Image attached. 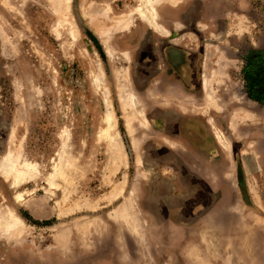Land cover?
I'll list each match as a JSON object with an SVG mask.
<instances>
[{
    "label": "rangeland",
    "instance_id": "obj_1",
    "mask_svg": "<svg viewBox=\"0 0 264 264\" xmlns=\"http://www.w3.org/2000/svg\"><path fill=\"white\" fill-rule=\"evenodd\" d=\"M8 154L0 264H264V0H0Z\"/></svg>",
    "mask_w": 264,
    "mask_h": 264
},
{
    "label": "bare ground",
    "instance_id": "obj_2",
    "mask_svg": "<svg viewBox=\"0 0 264 264\" xmlns=\"http://www.w3.org/2000/svg\"><path fill=\"white\" fill-rule=\"evenodd\" d=\"M161 1H170L171 3H176V1L178 0H161ZM59 6V5H57ZM146 6H148V8H150L148 10V8H136V12H137V15L138 17H141L142 20H145L150 26H152L153 28L155 29H159L158 28V25L156 24L155 22V18H156V14H155V11L153 9V6H152V3L149 2V5L148 3L146 4ZM145 6V7H146ZM152 7V8H151ZM125 26V25H124ZM104 123H105V128L102 129L101 131V137L107 142V146H108V152L112 151V152H116L114 149L117 148L115 147L116 144H114V141H113V138L111 136V131L114 129L115 127V123L111 117V114H110V111H108L104 117ZM117 143V142H116ZM117 146V145H116ZM115 147V148H114ZM118 150V148L116 149ZM118 153V152H117ZM110 155V154H109ZM112 156V154H111ZM11 157L12 155L11 154H8L6 155V158L0 163V169L4 172V173H10V171H13V168L12 165H11ZM119 159V158H118ZM117 159V160H118ZM114 160V159H113ZM112 161V160H111ZM114 162H116L114 160ZM119 162V161H118ZM111 164V163H110ZM112 165V164H111ZM119 165V164H118ZM117 165V167H118ZM112 170H113V167H111ZM116 169V168H115ZM25 173V169H20L19 171V175H23ZM16 198L18 200H21L22 199V196L20 194H18L16 196ZM10 216L12 217L11 220H12V223L9 224V223H5V222H2L0 221V226L7 230V231H14L17 227H19V225H21V222L12 216V213H10ZM118 216L120 217V219L124 220L125 222H128L129 219L131 220L132 219V216L131 214L129 213V211L127 210H122V212L120 214H118Z\"/></svg>",
    "mask_w": 264,
    "mask_h": 264
},
{
    "label": "trees",
    "instance_id": "obj_3",
    "mask_svg": "<svg viewBox=\"0 0 264 264\" xmlns=\"http://www.w3.org/2000/svg\"><path fill=\"white\" fill-rule=\"evenodd\" d=\"M247 78H248V80H251V77H250V75H248V76H247Z\"/></svg>",
    "mask_w": 264,
    "mask_h": 264
}]
</instances>
